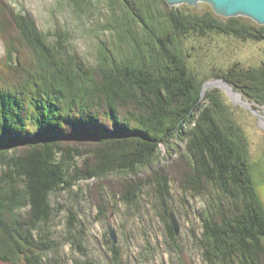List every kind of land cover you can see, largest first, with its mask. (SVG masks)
I'll return each instance as SVG.
<instances>
[{"label":"trees","instance_id":"16d2710c","mask_svg":"<svg viewBox=\"0 0 264 264\" xmlns=\"http://www.w3.org/2000/svg\"><path fill=\"white\" fill-rule=\"evenodd\" d=\"M73 1L78 6L84 0ZM119 2L123 14L110 27L130 37L132 46L121 56L107 55L103 47L90 67L65 49V40L52 43L30 15L0 0V264H54L45 258L57 247L49 229L58 211L51 194L111 172L136 174L159 160L161 144L176 140L185 144L184 190L204 195V183H211L217 191L201 212L203 259L264 264V205L245 137L217 90L202 97L201 81L190 75L176 43L181 30L221 28L219 19L170 8L165 0ZM239 28L231 26L230 33L264 39V26ZM263 68H232L231 82L248 96L264 93ZM158 179L163 198L166 176ZM140 188L130 182L123 199L132 203ZM163 205V222L175 238L173 217ZM71 215L68 232L78 244L72 230L82 226ZM107 242L117 260L110 235ZM82 257L73 264H99L83 251Z\"/></svg>","mask_w":264,"mask_h":264},{"label":"rangeland","instance_id":"374dc122","mask_svg":"<svg viewBox=\"0 0 264 264\" xmlns=\"http://www.w3.org/2000/svg\"><path fill=\"white\" fill-rule=\"evenodd\" d=\"M5 1L16 11L30 15L38 29L49 33L48 40L52 43L65 40V49L87 66L97 64L103 47L107 48V55L121 56L132 46L130 37L122 38L115 27H110L114 17L120 20L123 14L120 0H84L78 6L73 0ZM170 8L185 13L197 11L205 20L208 14L219 19L216 22L221 28L211 30L203 25L201 32L183 33L181 30L176 43L190 75L201 81L202 97L206 92L217 90L230 116L240 127L248 148L254 184L264 205V93L260 91L248 96L235 87L230 74L233 73L232 68L250 71L264 67V39L235 36L230 33L231 26L241 30L243 23L246 30L249 26L261 27L264 24L244 16L222 17L207 3H200L197 8L186 4ZM236 21L239 23L236 24ZM221 25H228L229 32ZM138 26L134 24L132 28L142 40L144 36ZM55 32L61 33L60 36ZM2 54L3 43L0 40ZM235 94L240 98H235ZM184 147L181 140L172 142V146L168 147L161 144L159 160L151 166L139 168L136 174L111 172L99 180L80 181L69 190L51 194L50 203L58 211L49 229L57 247L48 251L45 258L54 264H73V259L85 257H82L83 251L99 264H207L198 244L202 233L201 212L209 195H217V191L211 183H204V195L184 190V176L188 168L186 159L181 157L185 153ZM158 175L166 176L167 191L163 193V198L159 195L161 184ZM130 182L141 185V188L139 192L133 191L134 201L127 203L123 196ZM163 204L167 205L177 223L175 238L168 235L167 224L163 222L162 216H166ZM72 213L82 226L81 231L78 226L72 230L79 236L78 244L71 241L68 232V220L72 218ZM109 226L115 231L119 251L117 260L107 242Z\"/></svg>","mask_w":264,"mask_h":264},{"label":"water","instance_id":"95a60500","mask_svg":"<svg viewBox=\"0 0 264 264\" xmlns=\"http://www.w3.org/2000/svg\"><path fill=\"white\" fill-rule=\"evenodd\" d=\"M170 7L186 4L199 7L200 3H207L211 9L222 17L244 16L258 24H264V0H165ZM176 233L178 226L173 219ZM110 236L116 242L115 231L109 226Z\"/></svg>","mask_w":264,"mask_h":264},{"label":"bare ground","instance_id":"6f19581e","mask_svg":"<svg viewBox=\"0 0 264 264\" xmlns=\"http://www.w3.org/2000/svg\"><path fill=\"white\" fill-rule=\"evenodd\" d=\"M234 97L237 99L240 98V96L238 94H235Z\"/></svg>","mask_w":264,"mask_h":264}]
</instances>
